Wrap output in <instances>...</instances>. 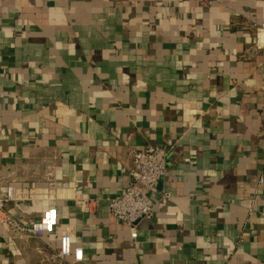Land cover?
<instances>
[{"label":"crops","instance_id":"crops-1","mask_svg":"<svg viewBox=\"0 0 264 264\" xmlns=\"http://www.w3.org/2000/svg\"><path fill=\"white\" fill-rule=\"evenodd\" d=\"M147 146L167 169L131 238L106 199ZM259 178L264 0H0V182L32 189L6 210L59 223L0 224V264H59L62 230L82 264H264Z\"/></svg>","mask_w":264,"mask_h":264},{"label":"built area","instance_id":"built-area-1","mask_svg":"<svg viewBox=\"0 0 264 264\" xmlns=\"http://www.w3.org/2000/svg\"><path fill=\"white\" fill-rule=\"evenodd\" d=\"M168 154L169 149L160 146L131 148L128 182L117 196L106 199L111 216L128 226L131 238L137 236V223L153 213L155 204L149 193L157 191L167 169ZM258 182L262 184L264 181L259 178ZM31 191V188L0 182V224L6 232L39 238L44 233H54L59 227L57 210L54 207L47 208L38 218L31 220L15 219L7 212L8 202L24 200ZM168 196V193L163 194L164 198ZM87 204L85 201L81 203L85 207ZM261 218L264 228V213ZM55 257L59 264H82L84 260L82 248L72 244V235L65 230L58 235Z\"/></svg>","mask_w":264,"mask_h":264}]
</instances>
